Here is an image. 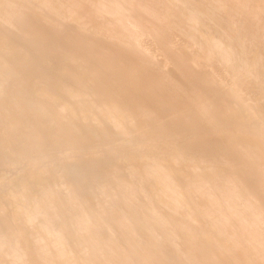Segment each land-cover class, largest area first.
I'll use <instances>...</instances> for the list:
<instances>
[{
  "label": "bare ground",
  "instance_id": "1",
  "mask_svg": "<svg viewBox=\"0 0 264 264\" xmlns=\"http://www.w3.org/2000/svg\"><path fill=\"white\" fill-rule=\"evenodd\" d=\"M89 258L264 264V0H0V264Z\"/></svg>",
  "mask_w": 264,
  "mask_h": 264
},
{
  "label": "rangeland",
  "instance_id": "2",
  "mask_svg": "<svg viewBox=\"0 0 264 264\" xmlns=\"http://www.w3.org/2000/svg\"><path fill=\"white\" fill-rule=\"evenodd\" d=\"M201 30H202V27H201ZM55 99H56L57 103H60L61 99H60L59 95H55ZM157 184H164V183L161 180H158V178H150L149 182H147L145 184V188L147 191H149L150 190L149 186L155 187ZM129 214H130L129 220L133 226L132 227V233L134 234V236H133V238H134L133 249L140 251L141 250L140 244L147 242L148 238L146 237V234L143 233V231L141 230L138 213L132 208L131 212ZM109 223H112V222L109 220ZM98 227H101L102 229H104L103 226L98 225ZM105 232L106 231H102V233H105ZM96 237H98V236H95L94 238H96ZM125 238L126 237L123 234V239H125ZM149 242H151V241H149ZM120 246H121V240H117L114 247H112L111 245H106L105 248H102L101 256L103 257V259L107 258V260H109L110 257H112L117 252V250H119ZM113 248H116V249L114 250ZM94 261H95L94 259L89 258L87 261V264H95Z\"/></svg>",
  "mask_w": 264,
  "mask_h": 264
}]
</instances>
